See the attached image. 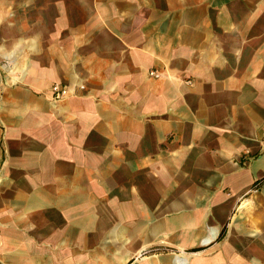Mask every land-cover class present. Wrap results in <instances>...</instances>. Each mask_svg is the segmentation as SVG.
I'll return each mask as SVG.
<instances>
[{
  "label": "crops",
  "instance_id": "crops-1",
  "mask_svg": "<svg viewBox=\"0 0 264 264\" xmlns=\"http://www.w3.org/2000/svg\"><path fill=\"white\" fill-rule=\"evenodd\" d=\"M0 264H264V0H0Z\"/></svg>",
  "mask_w": 264,
  "mask_h": 264
},
{
  "label": "built area",
  "instance_id": "built-area-1",
  "mask_svg": "<svg viewBox=\"0 0 264 264\" xmlns=\"http://www.w3.org/2000/svg\"><path fill=\"white\" fill-rule=\"evenodd\" d=\"M149 75L158 77L160 75V72L157 70H149ZM49 95L53 101H60L68 97L70 95V91L65 85L53 83L49 88ZM202 243H205V241H203Z\"/></svg>",
  "mask_w": 264,
  "mask_h": 264
}]
</instances>
